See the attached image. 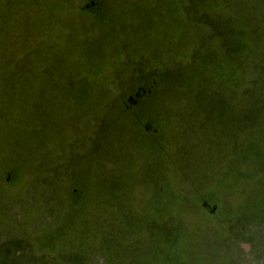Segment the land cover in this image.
Here are the masks:
<instances>
[{
  "label": "rangeland",
  "instance_id": "374dc122",
  "mask_svg": "<svg viewBox=\"0 0 264 264\" xmlns=\"http://www.w3.org/2000/svg\"><path fill=\"white\" fill-rule=\"evenodd\" d=\"M7 1L0 0V32L4 28L16 30H5L6 33L0 34V42L16 43L22 35L20 29L34 35L36 25H28L24 15L18 19H14L16 13L12 15L14 21L22 20V25L8 23L10 13L3 8ZM55 1V6H48L47 0H39L37 8L42 20L46 21L42 27L55 29L53 37H40L37 32L29 42L35 47L31 48L33 55L47 60L44 75L47 72L76 75L85 81L83 86L74 85L76 89L102 92L106 104L104 110L110 104L132 102L134 96V104L137 99L140 104L135 105L160 103L175 116L179 112L180 119L170 124L167 133L165 129L166 134L147 139L153 150L146 155L137 154V167L145 171L151 167L149 172L152 173L165 168L163 156L176 161L181 177L167 181L168 186L162 181L156 182L153 185L156 190L162 191L171 185L186 190L193 187L197 192L196 200L180 202L176 208L155 201L158 211L169 212V218L159 225L160 231H154L157 224L150 222L147 225L151 228L149 237L164 238L159 242L160 252H156L154 264H172L175 259V264H264V34L263 41L259 42L261 46H255L248 56L221 49L230 44L227 35L230 22L239 21L253 27L249 24H253V17L248 18L243 1L197 0L199 8L196 5L193 11L190 9L192 4L189 5L192 0ZM148 3L153 14L156 9H165L166 30L153 32L152 18H143L141 8L149 7ZM258 3V14L264 20V0ZM251 4L249 2L247 6L253 7ZM18 6L22 4L18 3ZM130 14L135 15V22ZM31 16L37 18L38 14ZM177 26L180 29H176ZM136 38L140 44L134 40ZM29 40L30 36L27 42ZM149 40L153 46L142 45ZM208 55H215L222 66L218 62L210 72H191V69L198 70L191 67V63ZM9 57L15 59L16 55L10 53ZM183 68L188 72L187 82L181 77ZM199 72L201 74L197 75ZM159 75L177 76L173 82L167 78L159 84ZM152 76L153 82H150ZM210 81L220 84L219 87ZM165 91L169 94L160 93ZM199 93L209 95L213 100L218 95L225 101L216 108L213 120L206 117L203 121L197 115L200 107L194 110L193 104L200 103ZM159 94L165 97L160 98ZM203 108L208 113L214 112L213 107ZM14 114L0 108V118ZM5 122L1 120L0 127ZM145 124L150 132L162 125L139 117L136 129ZM124 127L121 122L118 129ZM35 129L36 123L32 122L28 133ZM32 134L22 133L21 138L27 140ZM48 135L50 143L44 145L47 148L44 152L48 150L46 157L52 162L53 157L59 155L58 142L64 141L68 147L71 136L75 138L76 134H70L65 127L59 135L62 138L51 132ZM130 138L134 137L126 138V141H132ZM135 139L138 141L137 137ZM157 143L163 145L158 151L154 150ZM224 144L227 146H222ZM249 145L255 153L242 150L239 155L236 147L249 148ZM39 147L31 143L30 147H18L12 152L0 149V207L10 220L0 230V244H4L1 250L6 256L0 264H73L65 255L55 254L58 235L53 214L55 167L51 172L40 169L37 159L41 153H36ZM61 155L59 164L67 171L71 161L69 149L65 148ZM18 156L23 158L19 163L24 162V166L4 167L6 161ZM227 161L231 163V172L227 170L224 179L227 175V187L231 190L218 192L220 185L205 174L210 168L220 171ZM191 173L196 176L195 180L189 179ZM235 178L239 181L234 182ZM174 210L178 211V216L174 215ZM102 219L110 218L103 215ZM83 225L81 222L76 227L81 230ZM192 229L197 231L193 233ZM139 234L144 233L140 230ZM113 239V235L104 236L106 243ZM143 240L145 238H139L137 243H143ZM95 241V248L102 245V240ZM75 242L84 243V240L68 241L67 244ZM85 242L89 243L88 240ZM60 244L64 251L73 246H64L63 241ZM130 246L127 247V258L116 262L110 254H91L95 248H90L85 264H122L126 263L125 259L130 262L133 258ZM18 254L22 256L16 259Z\"/></svg>",
  "mask_w": 264,
  "mask_h": 264
},
{
  "label": "trees",
  "instance_id": "16d2710c",
  "mask_svg": "<svg viewBox=\"0 0 264 264\" xmlns=\"http://www.w3.org/2000/svg\"><path fill=\"white\" fill-rule=\"evenodd\" d=\"M194 1L197 0L189 2V5L192 4L191 11L195 9L196 5L199 8V1ZM242 1L244 9L247 10L245 13L248 18L252 15L255 23H249L253 26L250 27L247 23L230 22L229 32H227L230 44L226 47H221V49L227 48L232 53L248 56L255 46H261L259 42L263 41L261 37L264 34V20L258 14L259 0ZM249 2H252L251 5L253 7L247 6ZM18 3H21L22 6L19 7ZM46 3L48 6L56 5L55 0H47ZM147 5L149 7L144 6L141 8L143 9L141 15L144 19L152 18L150 24L153 25L151 27L153 32H162L158 31L162 29L166 30L165 27L167 25L163 13L166 12L165 9H156L153 14L150 9V3ZM38 6L39 0H8L3 8H5L7 13H10V17L7 18L8 23L14 26L22 25V20L16 22L12 19V15L17 14L14 19L24 15L23 18L27 20L28 25H36L34 26L36 28L35 34L38 32L40 37H53L55 29L42 27L46 21L42 20L41 11L37 9ZM13 9L17 11L13 12ZM30 11L31 13H29ZM31 14L34 16L38 14V16L33 18ZM131 19L135 22V15H131ZM4 21L6 22V20ZM23 24L26 25V23ZM38 28L40 29L39 31ZM175 28L180 29L179 26ZM4 29L9 32L16 30ZM5 30L0 32L1 36L6 33ZM133 31L135 32V30ZM19 32L22 35L19 40L15 41L16 43L7 42L5 44L0 42L3 43V45L0 44V108H5L15 113L14 115L0 118V121H6L0 127V149L3 148L12 152L18 147H30L32 143L36 147L40 146L36 151V153H41L37 159L40 169L51 172L52 168L55 167L53 214L56 218L54 224H57L55 232L58 234L55 240V254L57 252L58 256L65 255V258L73 262V264H85L86 258L90 255L89 249L97 247L95 241L97 239L98 241L102 240V245L99 246L98 244V248H95L91 254H110L114 256L116 262L127 258V247L131 245L130 256L133 255V258L130 259V262L125 259L126 263L121 262L122 264H154L156 252L159 251V242H163L164 238L157 240L156 238L158 237H149L148 230L151 228L148 229L147 225L150 222L152 225L157 224L154 225V231H160V226L167 222L169 218V212L162 214L158 211L154 205L155 201L165 202L166 205L176 208L180 205V202L196 200L197 192L193 187L186 190L185 188L172 187L171 185L162 191L156 190L153 187V185L157 184L156 182L162 181L166 185L167 181L177 180L181 177L176 161L170 156H163V167L165 168L152 173L149 172V170H152L151 167L148 171L140 170L137 167V154L146 155L152 151L153 149L148 144L147 139L166 134L170 124L173 122L177 123V120L180 119L179 112L178 116H175V114L169 112L166 106L160 103L149 106L146 103L145 105L147 106H138L140 105L138 99H135V104H138L135 105L134 96L132 102L116 104L117 106L110 104L108 109L104 110L106 104L102 92L95 93L92 90L90 92L76 89L74 85L79 87L85 83V81L79 80L76 75L67 76L59 72L55 75L52 72H44V75L43 68L47 60L35 57L32 53V49L35 47L29 44L35 34L32 35L27 30L22 32L21 29ZM24 32H29L30 34H25ZM29 36L30 40L27 42ZM148 39L149 37L146 40ZM53 40L55 41V39ZM134 40L139 41L137 38ZM138 44H140V41ZM142 45L153 46V42L149 40L148 43L144 42ZM10 53L16 55L15 59L9 57ZM218 62L219 60L215 55L199 58L195 64L191 63L190 65L198 70L191 69V72L200 70L210 72L212 66ZM219 64L222 66L221 62ZM187 73L185 68H183L181 77L186 82ZM200 74L201 72L197 73V75ZM175 76L177 75H159V84L167 78L173 82ZM149 81L153 82V76L149 77ZM199 83L200 81L197 82V85ZM212 83L216 87L220 85L215 82ZM160 93L169 94L166 91ZM211 93L212 91L209 90V94ZM164 94H159L158 97L164 98ZM219 94L221 95V93ZM199 96L200 103H195L193 106L194 110L200 107L197 115L203 121L206 117H209V120L212 119L216 108L225 102L218 95H216L215 100L210 98L209 95L204 96L199 93ZM203 106L213 107L214 112L208 113ZM139 117H142L146 122L150 120L154 123L159 122L162 124L161 128L152 129L150 132L145 124L144 127L139 126L136 129L137 118ZM241 120L239 117V121ZM32 122L36 123V129L28 133L29 125ZM121 122L125 127L119 130L118 127ZM39 124H41L40 128ZM21 125L22 127L20 128ZM65 127L70 134H76L77 137L76 135L75 138L71 136L72 141H70L71 143H69L68 147H66L64 141H59V155L57 158L53 157L54 162H51L50 158L46 157L49 156L48 150L44 152V148H46L44 145L50 143L47 141L48 134L51 132L53 135L59 136ZM22 133L33 134L25 140L21 138ZM109 136L110 138H108ZM130 136L134 137L133 139L130 138L132 141H126V138ZM59 137L62 138L63 136ZM135 137L138 138V141L140 140L139 143ZM50 139L51 141L53 140L51 136ZM222 146L226 147L227 144ZM249 146V148L237 146L236 149L240 151L239 155L242 150L253 155L255 153L251 149L253 146ZM162 147V144L157 143L154 146V150L158 151ZM65 148L69 149L71 160L68 164L69 167L67 166V171L59 164L62 160L61 154L65 151ZM21 161H23L22 157H14V160L6 161L4 167L11 169V167L18 165L21 168L24 166V162L19 163ZM230 165L231 163L227 161L225 166L222 164L220 171L210 168L205 174L220 185L218 192L227 189L231 190L230 187H227V175L226 179H224L225 172L230 170ZM198 170L200 169L198 168ZM191 177H193L192 180L196 178L193 174L189 176L190 180ZM235 181L238 182V178H235ZM103 215H108L110 219H102ZM174 215L178 216L177 210H174ZM8 216L0 207V230H2V226L5 223L10 222L7 219L9 218ZM81 222L84 225L79 230L76 224ZM107 224L110 225L108 226ZM145 225L146 228H142ZM156 227L158 229H155ZM140 230L144 233L142 236L139 234ZM194 230L192 229L191 231ZM106 234L113 235V241L106 243L104 240ZM139 238H145L143 243H137ZM77 239L84 240V243L67 244L68 241ZM152 239L153 241H151ZM85 240H88L89 243L87 244ZM62 241L64 246H73L64 251L61 248L62 244H60ZM3 247L4 244L1 243L0 256L2 258L0 262H3L6 258L5 253L1 250ZM119 248L120 250H118ZM43 250L45 251V249ZM19 254L15 256L16 259L22 256ZM175 261L172 264H175ZM169 264L171 263L169 262Z\"/></svg>",
  "mask_w": 264,
  "mask_h": 264
}]
</instances>
